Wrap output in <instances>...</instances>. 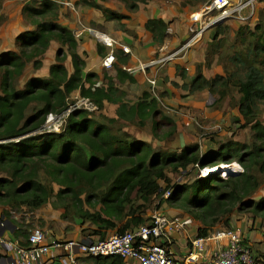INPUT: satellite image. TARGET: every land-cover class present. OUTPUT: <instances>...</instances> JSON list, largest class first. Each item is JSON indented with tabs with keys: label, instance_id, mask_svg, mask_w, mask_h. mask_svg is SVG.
<instances>
[{
	"label": "trees",
	"instance_id": "obj_1",
	"mask_svg": "<svg viewBox=\"0 0 264 264\" xmlns=\"http://www.w3.org/2000/svg\"><path fill=\"white\" fill-rule=\"evenodd\" d=\"M77 1L83 8L100 12L106 22L129 19L102 7L101 0ZM119 1L131 14L154 0ZM209 1L182 0V7H199ZM59 5L57 0L25 4L22 16L33 29L15 38L16 50L0 53V173L4 176L0 178V205L34 211L51 204L62 211V219L93 228L82 231L90 228L88 237L96 240L146 224L145 209L156 197L160 199L158 209L162 204L177 207L199 223L196 237H207L217 226L230 228L231 217L237 212H250L264 222V197L253 200L264 182V126L257 120L264 109V7L254 29L241 25L236 31L243 48L229 58L233 71L224 68L223 75L206 79L202 65H198L195 76L183 85L190 94L208 91L214 105L236 93L239 97L234 106L254 133L250 145L229 140L203 155L197 144L185 145L180 151L161 150L126 132L128 124L143 129L149 121L154 132L158 125L155 119L161 115L157 102L148 92L134 103L127 101L122 86L134 84L135 79L122 69L130 54L120 49L114 51V77L106 72L101 76L86 72L72 30L58 22ZM169 25L156 18L146 21L144 29L154 46L164 44ZM221 27L214 28L206 52L207 64L219 51ZM52 42L60 48L47 77H29L23 88H18L17 82L28 66L33 70L42 68L43 56ZM103 48L108 53L106 47L97 44L96 53L102 59L106 56ZM68 57L71 72L64 64ZM74 97L72 105L80 97L98 112L106 104L114 105L115 117L100 113L94 118L87 109H70L68 101ZM50 115L63 119L58 132L45 128ZM165 134L173 136L175 126L171 125ZM232 163L240 165L243 173L227 178L217 173L199 177L196 170V178L190 182L172 185L169 179V174H186L195 167L213 169ZM166 191L169 196L164 198ZM15 235L19 237V229ZM82 261L128 262L119 256L86 257Z\"/></svg>",
	"mask_w": 264,
	"mask_h": 264
},
{
	"label": "built area",
	"instance_id": "obj_2",
	"mask_svg": "<svg viewBox=\"0 0 264 264\" xmlns=\"http://www.w3.org/2000/svg\"><path fill=\"white\" fill-rule=\"evenodd\" d=\"M259 2L260 0H210L200 10L190 15V23L195 28L182 45L158 60L139 62L135 68L122 69L130 74L138 71L145 73L149 67L182 58L197 46L210 29L231 20L243 26L254 22ZM170 30L169 28L167 32ZM89 33H92L98 44L108 49V53L101 61L105 70L113 68L116 49H120L124 54H130L127 46L121 45L112 37L97 31ZM148 83L153 90L156 80L148 79ZM90 104L87 99L78 98L72 109L86 108ZM230 165L237 166L236 175L243 173L240 165L232 163L228 166ZM206 169L208 168L200 170V177H203ZM168 196L169 191H166L163 197ZM192 224L193 221L188 216L168 217L156 210L149 216L146 224L123 233H112L103 240L88 236L83 239L62 240L53 237L48 231L34 228L22 242L18 238L11 239L5 235L12 231V225L3 219L0 220V264H41L53 252L58 253L53 255L58 264H79L82 257L108 256H119L136 264H255L256 258L252 247L245 243L238 230L232 228L213 230L205 238H187L189 245L187 253L182 261L177 260L172 250L174 243L172 234L186 232ZM209 245L211 246L208 250Z\"/></svg>",
	"mask_w": 264,
	"mask_h": 264
},
{
	"label": "rangeland",
	"instance_id": "obj_3",
	"mask_svg": "<svg viewBox=\"0 0 264 264\" xmlns=\"http://www.w3.org/2000/svg\"><path fill=\"white\" fill-rule=\"evenodd\" d=\"M0 0V4H1ZM21 7H23L25 4H29L34 0H16ZM39 1V0H35ZM58 3L60 4L61 8V13L63 15L62 21H65L66 23H70L71 20L77 21L82 17V12L84 9L89 10V8H84L80 5V3L77 0H57ZM165 1V0H164ZM174 1V0H171ZM177 1V0H176ZM174 2L177 4V2ZM99 4L102 7H105L107 9H110L113 12L117 13H130L128 9L126 8L125 4L120 2L119 0H101ZM170 4V3H169ZM261 4L264 5V0L261 1ZM169 7V5H166ZM204 5H201L199 7H194V8H183L184 11H187L189 16L188 20L190 19V15L193 14V12H197L200 10ZM262 5H260L261 7ZM141 8L145 9V6H142ZM22 10V9H21ZM92 10V9H91ZM260 10H258V14L256 16V19L254 22L251 24L247 25L246 27L250 28L251 30L254 29V27L257 25L260 19ZM96 11V10H95ZM98 12V11H96ZM100 14V12H99ZM7 15V16H6ZM22 15V13H21ZM18 14V11L16 9L12 10L11 13L7 14H0V47H3V36H2V29H6V22L10 20V23L14 25L20 19H22V22L25 26H30L23 16ZM127 15V14H126ZM21 16V17H20ZM94 23V22H92ZM118 23V22H117ZM221 35L219 37V51L216 54V57L213 56L212 60L210 63H205V67H209V65L212 63L213 60H217V64L221 66L223 69L226 68L229 71H233L234 67L230 63L229 58L232 57V55L237 52L242 50L243 46L239 41V38L236 35L237 31V26L234 25V23H223L221 24ZM238 25V24H236ZM5 26V27H4ZM92 26V27H91ZM89 29H86V31L89 33L90 31L94 32L96 30L103 31L104 27L99 25V24H92ZM108 27L114 28L116 30H121L122 28L119 27L118 24L112 23L109 24ZM242 27V26H239ZM238 27V28H239ZM245 27V26H244ZM76 30L80 29L81 26H76L74 27ZM78 28V29H77ZM194 25L190 23L189 20V26L187 28V37L185 38L184 41L180 42L179 45H182L190 36L191 31L194 29ZM96 29V30H95ZM214 29V28H213ZM212 29V31H213ZM106 32V31H105ZM135 31L134 30H129L125 31V33L129 34L131 38L135 36ZM11 34V30H7L3 33L4 37H6L8 34ZM126 34V35H127ZM170 36L174 34L172 33V30L169 31L168 33ZM77 31H74V36L76 37ZM92 36V33L90 34ZM205 35V34H204ZM203 35V38H204ZM136 37V36H135ZM202 38V39H203ZM117 42L118 40L114 38ZM78 47L77 51L83 52L82 58L86 57V52L84 50V45L82 44V41L78 40ZM120 43V42H119ZM199 43H205L202 42V40ZM208 45L209 43H205ZM10 48L13 51L16 50L15 47L11 48V46H4L3 49ZM60 48L59 44L56 42H52L48 51L45 53L43 56L42 60V68L39 70H33L30 66L27 67L25 74L23 75V78L19 79V82H17L18 88H23L24 83L29 77H47L48 74V67L55 62V54L57 50ZM177 47H174L172 49H161L156 52L154 57L150 59V61L153 60H158L161 57H164L165 55L170 54L173 52ZM195 49V47L193 48ZM192 49V50H193ZM62 51H65L63 48ZM88 57V56H87ZM86 57V58H87ZM84 58V60L86 59ZM177 60L170 61V62H165L160 65H157L156 67H149L146 69L145 73L143 72H138V73H143L146 78L145 82L148 85L147 92L150 94L151 98L154 99L157 104H158V110L160 111L161 115L157 116L155 119V122L158 124L156 129L152 130L151 128V122L149 121L147 125L142 129L134 124H128L126 126V132L132 134L136 138L139 139H148V144L151 145L154 148L161 149V150H167V151H175L176 148L173 147L172 142L174 143V139L176 138V135L169 136L168 134L163 135V133L171 128V125L175 126V132H176V127H177V122L183 121V117L186 115H189L187 111L181 110L180 107L173 108L169 105H167L164 101L163 97H167V93H163L162 91L157 90V86L152 90L151 85L148 83V79H151L152 77H158L161 75L162 70L168 66L169 64L173 65H179V62H176ZM149 62V61H148ZM140 63H147V62H140ZM65 67L69 70V72L72 71L71 64H70V58L68 57L65 61ZM138 65V64H137ZM102 66V63H101ZM103 68V66H102ZM104 69V68H103ZM105 70V69H104ZM185 70V69H184ZM197 70V68H196ZM147 71H153V75H147ZM186 71V70H185ZM224 72V71H223ZM196 73V71L194 72ZM124 91L126 92V99L130 103L136 102L142 95L136 94L132 92L128 86L124 87ZM238 95L236 93H231L228 98L225 99V101L219 103L218 105H214L215 100L213 97L209 99V104H207V108L210 114L208 116H198L194 118V125L196 128V133L194 137V142L193 144H197L200 147V153L201 154H207L208 152H211L212 150H216L219 148L220 145L223 143H227L229 140L237 141L241 144H246L250 145L254 138V133L253 130L251 129V126L246 125L245 121L241 118V116L238 113L237 108L234 106L236 101L238 100ZM77 99L80 97H76ZM75 101V97L73 100H69L68 102L70 103V109L73 108L74 105L71 103ZM91 112H93L94 118L98 117V114L105 115L107 117H115V109L116 106L113 105H108L106 104L101 112H98L96 107L93 106L92 104L88 105L86 108ZM28 113L27 115H29ZM166 118V119H165ZM257 120L264 126V109L260 112L258 115ZM170 121V122H169ZM171 124H169V123ZM168 123V124H167ZM63 125V119L61 118H55L54 116H51V118L48 117L46 121V126L45 128L48 130H54L58 132ZM237 164V163H233ZM236 166V165H234ZM237 168V166H236ZM196 170L199 171L198 175L200 177L201 171L195 167V169L190 170V172L186 174H169V179L171 180L172 185L176 184H184L187 182L192 181L193 179L196 178ZM213 173V172H212ZM207 174V173H206ZM260 175V174H259ZM4 177L3 174L0 173V178ZM44 177V175H43ZM230 177V176H229ZM264 178V174L263 177ZM162 187H164V184L162 183ZM56 189V187H55ZM264 197V182L257 191V193L253 196V200L257 201L260 198ZM160 203L159 197H156L152 199L151 203L146 207L145 209V214L144 218L149 219V216L153 214L158 209V205ZM176 209L179 211H182L181 209H178L177 207H172L167 204H162V207H160L157 211H160V209ZM161 212V211H160ZM61 213L62 211L60 209H55L51 204H47L43 206L40 209L31 211L26 208H21L19 210H13L7 206L0 205V220H11L13 223L18 227L20 230V235L18 238L20 241L24 242L25 238L27 237V234L29 233L30 230L34 228H39L42 230H45L44 228H47V231L50 233H58L62 232L64 234H72L75 233L77 239H83L87 237L88 230H90V226L85 224L83 227L80 225L78 221H72L68 219H62L61 218ZM178 215V214H177ZM180 215H183L180 214ZM243 215V217H247L248 221L249 220H255L254 222L259 223V230H264V227H262V224L264 226V222L260 217H254L250 212H243V213H238L237 216ZM7 220V221H8ZM198 224L197 222H195ZM247 223V222H246ZM261 226V227H260ZM85 231H82L85 228H88ZM218 229H222L224 227L218 226ZM93 229V228H91ZM215 230H217L215 228ZM112 234V233H111ZM96 239V238H94ZM86 257H82L79 260L85 259Z\"/></svg>",
	"mask_w": 264,
	"mask_h": 264
},
{
	"label": "crops",
	"instance_id": "obj_4",
	"mask_svg": "<svg viewBox=\"0 0 264 264\" xmlns=\"http://www.w3.org/2000/svg\"><path fill=\"white\" fill-rule=\"evenodd\" d=\"M176 0H154L150 2L148 5L144 8H140V10L136 13H123L124 15L127 14L129 16L128 20H123L121 23H117L114 21L106 22L104 21L103 17L99 12H96L95 10H86L84 9L82 12V17H80L79 20L74 21L71 20L70 23H66L65 21H62L63 15L60 12L59 14V24L65 27H68L70 30H72L73 34L74 31H77L76 39L77 41H82V44L84 45V50L86 52V72H93L98 74L99 76L102 75L103 72H106L110 77H114L115 72L113 69L111 70H104L101 66L102 57L98 56L96 53V47L97 42L94 36L90 35L91 33H88L86 29H89V27L92 24H99L104 27L103 31L96 30L99 33H104L113 39L116 38L118 40V43L120 42L121 45H125L130 50V58L128 60V63L126 67L128 68H135L139 62H148L150 59L154 57L156 52L161 49H172L174 47H178L180 42L184 41L187 37V28L189 26V20H188V12L184 11L182 6V0H177V4L174 3ZM170 3V4H169ZM166 5H169L167 7ZM260 5H262L260 7ZM264 5L259 2L257 4V14L259 8H263ZM16 9L18 11V14L21 15V9L22 7L19 5V3L16 0H2L0 4V14H7L11 13L12 10ZM194 13V12H193ZM7 16V15H6ZM22 16V15H21ZM20 16V17H21ZM161 19L164 22H169V28L172 30V33L174 34L170 36L168 34L164 44L161 47H156L152 43L151 36L148 32L145 31L144 25L147 20L149 19ZM94 22V23H92ZM234 23L235 26H237L236 29H238L239 26H241L239 23L231 20L228 21V23ZM116 23L119 25H122L125 27L127 31L134 30L135 36L130 37L129 34L125 33L121 30H116L114 28L108 27L109 24ZM6 29H2V38H3V47H0V53L3 51H10L12 49L6 48L3 49L4 46H11V48L15 47V38L24 31L32 30L33 27L31 26H25L22 22V19L12 25L10 23V20L6 22ZM238 24V25H236ZM81 26V30H76L74 27ZM5 27V26H4ZM92 27V26H91ZM213 29V28H212ZM210 29L207 31L204 35V38L202 39V42H207L210 44L211 37L214 32V29L212 31ZM1 30V29H0ZM7 30H11L12 33L8 34L6 37H4L3 33ZM106 31V32H105ZM127 34V35H126ZM115 40V39H114ZM79 42V41H78ZM205 43H198L195 49L191 50L188 55L177 59L176 62H179V65H173L169 64L166 66L163 70L160 76L152 77L151 79L156 80V86L157 90L162 91L163 93H167L168 96L163 97L164 101L167 105L177 108L180 107L181 110L187 111L189 115H186L183 117V121L177 122L176 132L174 135H176V138L174 139L173 147L176 148L177 151H180L182 147L185 145L193 144L194 137L196 133V128L194 125V118L201 116H208L211 111H208L209 99L212 97L208 91H200L193 94H190L188 90L184 89L183 85H188L189 82L192 80V78L195 76V71L198 65H202V75L206 79L214 78L216 75H223L224 69L217 64V60H213L212 63L209 65V67H205L206 62V52L208 50V45ZM14 49V48H13ZM105 49V48H103ZM84 52V51H83ZM83 52L78 51V54L83 55ZM105 52L107 54V51L105 49ZM216 57V55L214 56ZM182 72V76L179 75L180 71ZM186 71H185V70ZM139 72V71H138ZM134 72L133 77L135 79L134 84L125 83L122 86V89L124 90L125 86H128L129 89L136 93L140 94L143 92H147L148 85L145 82L146 76L143 73ZM147 75H153V71H147ZM116 84H118L116 82ZM114 106V105H113ZM212 115V114H210ZM145 142L148 143V139H144ZM162 207V206H161ZM161 213L168 216V217H175L180 216V214L183 213V216L187 215L183 211H179L176 209H160ZM178 214V215H177ZM255 220H249L247 217H243V215L237 216V213H234L231 217V223L230 228L234 230H238L244 239L245 243L249 244L252 249L253 253L256 258L255 264H264V230H259V223H255ZM247 222V223H246ZM201 225L198 223L196 224L193 221V224L190 228H188V232H180V233H174L172 234V239L174 241L172 245V250L175 255V258L179 261H182L185 257V254L188 250V240L187 238H194L197 235V229ZM218 227V226H217ZM216 227V229H218ZM261 227V226H260ZM262 227L263 224H262ZM18 229L17 226L12 225V231L7 232L5 235L11 239H16L15 231ZM45 231H47V228H44ZM215 230V229H214ZM55 238L66 240V239H76L78 236L75 235V233L72 234H64L62 232H59V234L56 233H50ZM210 246H208V250L210 249ZM58 253L53 252L52 255L43 261L41 264H58L56 259L53 257V255H56ZM79 264H86L83 263L82 260H79ZM126 264H136L132 261L126 262Z\"/></svg>",
	"mask_w": 264,
	"mask_h": 264
},
{
	"label": "bare ground",
	"instance_id": "obj_5",
	"mask_svg": "<svg viewBox=\"0 0 264 264\" xmlns=\"http://www.w3.org/2000/svg\"><path fill=\"white\" fill-rule=\"evenodd\" d=\"M67 113V112H66ZM68 114V113H67ZM66 116V115H65ZM212 172H215L217 174H221L223 175L224 177H229V176H235L236 173H237V168L236 166L234 165H220L216 168H213V169H206L204 172H203V176L204 175H207V174H211ZM207 173V174H206Z\"/></svg>",
	"mask_w": 264,
	"mask_h": 264
},
{
	"label": "clouds",
	"instance_id": "obj_6",
	"mask_svg": "<svg viewBox=\"0 0 264 264\" xmlns=\"http://www.w3.org/2000/svg\"><path fill=\"white\" fill-rule=\"evenodd\" d=\"M220 166V165H219ZM223 178V177H222ZM9 222V221H8ZM10 223V222H9ZM12 225V224H11Z\"/></svg>",
	"mask_w": 264,
	"mask_h": 264
}]
</instances>
